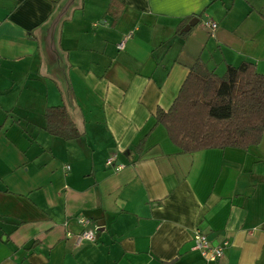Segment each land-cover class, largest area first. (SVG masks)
<instances>
[{
    "label": "crops",
    "instance_id": "1",
    "mask_svg": "<svg viewBox=\"0 0 264 264\" xmlns=\"http://www.w3.org/2000/svg\"><path fill=\"white\" fill-rule=\"evenodd\" d=\"M122 3L114 22L110 0H0V264H264V133L187 154L156 122L198 59L264 75V0ZM58 106L81 138L48 134Z\"/></svg>",
    "mask_w": 264,
    "mask_h": 264
},
{
    "label": "trees",
    "instance_id": "2",
    "mask_svg": "<svg viewBox=\"0 0 264 264\" xmlns=\"http://www.w3.org/2000/svg\"><path fill=\"white\" fill-rule=\"evenodd\" d=\"M123 9L122 0H110L114 22ZM45 120L53 137L73 141L83 136L64 106L49 108ZM156 122L181 153L256 147L264 133V75L245 62L228 66L218 77L198 59L169 110L157 111Z\"/></svg>",
    "mask_w": 264,
    "mask_h": 264
},
{
    "label": "built area",
    "instance_id": "3",
    "mask_svg": "<svg viewBox=\"0 0 264 264\" xmlns=\"http://www.w3.org/2000/svg\"><path fill=\"white\" fill-rule=\"evenodd\" d=\"M204 27L209 30L210 34L213 35L218 29V24L213 21H205ZM119 50L124 48V42L118 46ZM115 159L112 158L107 162V165L111 166L114 164ZM122 169V166H118V170ZM88 219H81L79 223L83 226L89 224ZM194 250L198 251L201 256L210 263H215L221 260L225 254V250L229 243L225 242L218 246H212L206 235L196 232L194 236ZM97 240V232L92 230H84L80 235L76 237L77 245H81L84 242H95Z\"/></svg>",
    "mask_w": 264,
    "mask_h": 264
},
{
    "label": "water",
    "instance_id": "4",
    "mask_svg": "<svg viewBox=\"0 0 264 264\" xmlns=\"http://www.w3.org/2000/svg\"><path fill=\"white\" fill-rule=\"evenodd\" d=\"M200 22L199 18L192 19L189 24L183 29V32H190L194 27H196Z\"/></svg>",
    "mask_w": 264,
    "mask_h": 264
}]
</instances>
